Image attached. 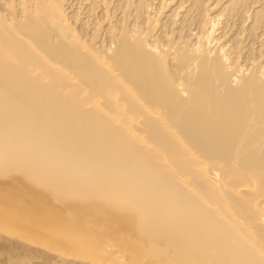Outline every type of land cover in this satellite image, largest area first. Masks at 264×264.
<instances>
[{
  "label": "bare ground",
  "instance_id": "obj_1",
  "mask_svg": "<svg viewBox=\"0 0 264 264\" xmlns=\"http://www.w3.org/2000/svg\"><path fill=\"white\" fill-rule=\"evenodd\" d=\"M8 175L50 198L46 209L117 229L126 264H264V0H0ZM2 216L0 251L22 228ZM64 219L56 229L86 228ZM58 242L43 248L57 254Z\"/></svg>",
  "mask_w": 264,
  "mask_h": 264
},
{
  "label": "rangeland",
  "instance_id": "obj_2",
  "mask_svg": "<svg viewBox=\"0 0 264 264\" xmlns=\"http://www.w3.org/2000/svg\"><path fill=\"white\" fill-rule=\"evenodd\" d=\"M5 170H6V168H5ZM7 171H8V172L3 171V172L5 173V175H6V174H9V169H7ZM48 177L51 178L52 176H48ZM6 178L8 179L9 182H11L10 180H12V183H8V181H7ZM3 179H4L5 181H4ZM3 179H1V180L3 181V182H1V183H3L4 186H1V183H0V192H2V189H4V188H6V189H4V192H2L1 194L5 193L6 191H10V193L13 194V193H15V192L18 190V189H16L17 186H18V187L21 186V188H23L24 190L21 189V188H19L20 191L18 190V191L16 192V194H17V195H21V196H18V197H13L14 195L17 196L16 194H13V196H12V194L8 193V194L12 197V199H11L10 196H9V199H8L9 202L6 201L7 198H6V199H3V197H2L3 201H5V203H4L5 206H4L3 202L1 203V201H0V205L2 204V205L0 206V207H2V208H0V212L3 211V212H2V215H4V216H2V215L0 214V216H2V217L4 218V217L7 215V216L5 217V220H8L9 222H10V220H12V222H10V223H11V224H14V225H16V224H15L16 222L14 223V221H18V222H17V227L19 228V226H22V228L20 227V230H19L20 232L17 234V236H20V237L23 236V237L21 238L22 240L18 237L20 241H17L18 238H17L16 235H13V236H15V237H11L12 235H10V236L7 237V239H6L7 242H10L9 240L14 239V243H13V244L10 243V244L12 245L11 247H9L10 245L7 243V248L1 250V251L5 252L4 254H3V252L0 251V262H1L2 264H6L5 261H7V260H4L5 258H7V259L9 260V262H8V261H7V262L10 263V264H14V263H16L17 260H18V261L21 260V261L23 262V263H22V262H18V261H17L18 264H19V263H20V264H28V263H29V264H33L34 262H35V264H36V261L40 262L41 259L43 260V261L41 260L43 264H44V263H45V264H51V263H52V264H53V263L55 264V261L52 260V259L55 258V257L53 258V255L56 254V252L53 254L52 252L49 253V251H52V249H53L52 246H53L54 244H56V243L58 242V240L62 241V242L59 241L60 244H62V243L64 244L65 241L67 242V239H68V241H70V242H68V243L65 242V244H66V246H67L68 248H66L65 246L63 247V244L61 245L64 249H66L65 252H64V254H63V251H64V250L62 251V254H63V255H60V254H61L60 252H61V250H62V247H61V246H58V247L56 246V247L59 248V249H55L56 251H58V250H60V247H61V250L58 251V253H57V254L60 253L59 255H60L61 258H62V256L65 257V255H66V257H67V256H68L67 253L70 254V252H71L72 250H75V251H76L75 248L81 244V245H83L86 249H84V247H83V248H82V247H77V249L80 248V250H77L78 253H79L82 249L85 250V252L87 253V248H88V249H91V251H88V252H90V253H87L88 255L85 254V252H83L84 256L81 255V257L79 256V254H78L77 252L72 251L73 254L71 253V256H72V257H74L73 255L76 256V258L74 257L72 260L75 259V262H77L78 264H81V263H82V262L80 263V261H82L81 259H83V258H84V260H86V263H87V262L89 263L88 260L91 259V257H90L89 255L92 256L93 253H94L93 255L98 256V258H96L97 260H99V257H102V255L106 257V258H105V257L100 258L101 261H97V263H96V262H95L96 260L94 259L95 257L92 256V257H94V258H92V259L90 260V262H92V263H94V264H101L102 261H104L103 258H105V261H104L105 264H107V263H108V264H126V263L128 262V261L126 260V258H127V254L129 253L128 244L130 243V241H129L130 239L124 237L125 239H128V241H126L125 239H124V240L121 239V238H123V237H121L120 239H119V238H116L117 235H115V234H116V232H117V229H115L114 227H110V230L112 229V232H111L109 229H107L108 231H107V230L105 231L106 228H109V227H107L105 224L102 225V224H99V222H94V221H93V223L95 224V225H94L92 222L90 223V221H89V224H90V225L93 224L94 227H93V225L90 226L88 223L86 224L87 226H84V225L82 226L81 224L86 223V222H82V221H77V220H76V221L78 222V225H79V226H78V225H77V226L79 227V229H81V227H83V228L86 227L85 229H81V230L79 231V236H78V235H77V233H78V229H76V230H77V233H76L75 230H74L73 227H72V225H73V226L76 225L77 222H75V220H73L70 216L67 217V214L64 215V213H62L63 210H61V209H63V208H61L60 210L58 209V207H59L60 205H59L58 207H57L56 205L54 206V207H57V208H54V207L52 208V207H50V208H52L53 210H51V209H46V208H48V207H47V206L45 207L44 205H46V203H48V202L51 201L50 198L48 199V202H47V199L44 200L45 197H43L42 194L40 195V193L36 192L33 188H31V186H29L28 184H26L25 182H23V180L20 179V178H19L20 180L17 179V181L19 180L18 182H16V179L12 178L10 175H8L7 177H4ZM1 180H0V181H1ZM21 180H22V181H21ZM5 182H7V184H8L9 187H8L6 184H4ZM17 183H18V184L20 183V185H18ZM22 183H23L24 185H23ZM10 184H13V186H12V185H11V186L14 187L15 190H14V188L10 187ZM16 184H17V186L15 187ZM27 186H29V187L27 188ZM9 188H12V190H10ZM30 188L32 189L31 191H30ZM28 189H29V190H28ZM25 190H26V192H27V190H28V192L30 193V195H29V193L27 192L28 195H29L30 197H32V196H33V197H32V198H27V194H24V193H26V192H24ZM13 191H14V192H13ZM18 192H19V194H18ZM22 192H23V194H22ZM35 192H36V193H35ZM6 193H7V192H6ZM1 194H0V195H1ZM4 195H5V194H4ZM6 195H7V194H6ZM38 195H39L41 198H39ZM1 196H3V195H1ZM5 197H8V196H4V198H5ZM21 197H22V198H21ZM36 197H38V198H36ZM18 198H21V199H18ZM34 198H35V199H34ZM47 198H48V197H47ZM2 199L0 198V200H2ZM13 199H14V200H13ZM16 199H17V201H16ZM25 199H26V200H25ZM38 199H39V200H38ZM42 199L44 200V202H43ZM19 200H20V201H21V200L24 201V202H23V205H22V203H20ZM27 200H28V201H27ZM41 200H42V202H41L42 205L39 206L38 204L35 203V201H37V203H39V201H41ZM14 201L18 202L20 205L17 203V205H18V206H17V205H16V202H14ZM22 201H21V202H22ZM32 201H34V202H32ZM45 201H46V202H45ZM11 202H12V205L14 204L13 207H11V206H12V205H11ZM24 203H26V206H24ZM30 203H31V204H30ZM28 204H29L30 206H32V207L30 208V207L28 206ZM7 205H8V206H7ZM19 206L22 207V210H23V211H22V215H23V212L27 209V212H26V213H27L28 215H26L25 212H24V215H23V216L20 215L22 218H24L23 221H20L21 219L19 220V217H20V216H19L18 214L21 212V211H20V210H21V209H20L21 207H19ZM36 206H37V207H36ZM42 206H44V207H42ZM61 206H62V205H61ZM61 206H60V207H61ZM4 207H6L7 209L4 208ZM8 207H11V208H8ZM15 207H16V209H15ZM17 207H18V209H17ZM23 207H24V208H23ZM26 207H27V208H26ZM28 207H29V208H28ZM33 207H34V208H33ZM25 208H26V209H25ZM38 208H39L40 210H38ZM11 209H13L12 212H14L15 215L17 214V210H18L19 213L17 214V215H18L17 219L14 217L15 215H14L13 213H11ZM24 209H25V210H24ZM28 209H29V210H28ZM54 209H55V210H54ZM56 209H58V210H56ZM9 210H10V213H9ZM30 210H31V211H30ZM34 210H35L36 212H34ZM47 210H48V211L50 210V211H49L50 213H48ZM4 211H6V212H4ZM28 211H29V212H28ZM45 211H46V213H45ZM60 211H62V212H60ZM32 212L35 213L34 216H35V218H37L36 220H38V222L35 220V218H34ZM38 212H39V213H38ZM42 212H43V213H42ZM4 213H5V214H4ZM7 213H8V214H7ZM29 213L32 214V215L30 214L32 217L29 216ZM37 214H38V215H37ZM40 214H42V216H41ZM43 214H44V215H43ZM45 214H46V215H45ZM50 214H51V216H52V215H54V216L50 217ZM17 215H16V216H17ZM9 216H11V217H9ZM7 217H8V218H7ZM25 217H26V219H27L26 221H25ZM39 217H40V218H39ZM46 217H47V218H46ZM64 217L67 218V221L70 220L69 222H70V225H71V227H72V230H74V232L76 233L77 236H76L75 234H71L72 237L67 236V235H70L69 233H72V232H73L72 230H70V228L68 229V227H67V229H66V228H59V227H61V226L59 225L60 222L62 223V221H65V220H66V219H64ZM6 218H7V219H6ZM9 218H10V219H9ZM28 218H29L30 220H29ZM33 218H34V220H33ZM48 218H49V219H48ZM50 218H51V219H50ZM68 218H69V219H68ZM70 218H71V219H70ZM14 219H15V220H14ZM31 219H32V220H31ZM40 219H41V220H40ZM42 219H43V220L45 219V220H44L45 223H44V222L40 223L41 221H43ZM53 219H55L56 221H54ZM59 219H62V220L60 221ZM58 220H59L60 222H58ZM71 220H72V224H71ZM35 221H36L37 223H35ZM49 221H50V222H49ZM51 221H53V222H51ZM67 221H66V223H67ZM91 221H92V220H91ZM19 222H20V223H19ZM24 222H25V223H24ZM27 222H28V223H27ZM30 222H32V223H31L32 225L29 224ZM47 222H48V223H47ZM69 222H68V225H67V226L70 227ZM26 223H27V225H28V224H29V225H28V226H25ZM33 223H34L35 227H34ZM38 223H40V225H38ZM52 223H53V224H56V225L54 226ZM57 223H58V224H57ZM80 223H81V224H80ZM24 224H25V225H24ZM47 224L50 225L51 227H48ZM62 224H63V223H62ZM64 224H65V223H64ZM36 225H37V226H36ZM42 225H43V226H42ZM57 225H59V227H57L58 231H57V229H56V226H57ZM99 225H101V228H100ZM40 226H41L42 228H40ZM45 226H47L46 229H45ZM88 226H90V228L92 227V228H93V231H96V229H94V228H98V229H97L98 232L96 231L97 234L95 233V234L97 235V238L94 237V236H96V235L93 233V231H91L92 228H91L90 231H88V230L90 229ZM104 226H105V227H104ZM24 227H25V229H24ZM27 227H28V228H27ZM32 227L35 228V229L33 228V231H32V229H31ZM36 227H38L39 229H41V232H42V231H43V232H46V233L48 232V234H50V236H51V234H53V236H51V239H49L50 236H49L48 238H47V237H44V238H47V242L45 241L46 239L44 240V238H43V240H44L45 243L42 242L43 240H42V241L40 240L41 237H43V235L48 236V234H45V233H43V232L40 233V232H39L40 230H39L38 228H37L38 230H36ZM43 227H44V228H43ZM53 227H55V229H56L55 232H54ZM75 227H76V226H75ZM48 228H49V230H48ZM88 228H89V229H88ZM103 228H105V229H103ZM26 229H27V230H26ZM28 229H29V230H28ZM44 229H45V231H44ZM62 229H63V230H62ZM65 229H66V230H65ZM86 229H88L87 232L90 234V235H89V238L92 239V240H91V243H92V241H93V243H92L93 245H92V246L87 245V246H89L90 248H89V247H86V242L90 241L88 237L85 238V236H88V235H87L88 233L86 234ZM17 230H18V229H17ZM25 230H26V231H25ZM35 230H36V231H35ZM51 230H52V233H51ZM67 230H70L71 232H68ZM83 230L85 231L84 234H83ZM99 230H100V231L102 230V232H103V234L99 235L100 237H98V233L100 232ZM27 231H28V232H27ZM37 231H38V235H41V234H43V235H42V236H38V235L36 234ZM56 231L58 232V233H57L58 236L54 234V233H56ZM63 231H64L66 234L63 233ZM104 231H105V232H104ZM114 231H115V232H114ZM33 232H34L35 234H34ZM53 232H54V233H53ZM67 232H68V233H67ZM74 232H73V233H74ZM102 232H100V233H102ZM109 232H110V233H109ZM113 232H114L115 234H114ZM24 233H26V234L28 233V234H30V235H35V237L32 236V237H33V238H32V237L29 235V236L27 237V239H29V241H28V240L26 239V236H27V235H25ZM60 233H61V236H62V237L59 236ZM92 233H93V234H92ZM111 233H113V235H111ZM108 234H109V235H108ZM36 235H37V236H36ZM74 235H75V236H74ZM93 235H94V236H93ZM102 235H104V237H102ZM54 236L57 237V238H55ZM73 236H74V237H73ZM82 236H83V238H82ZM92 236H93V237H92ZM108 236H111V237L113 238L112 241L114 240V238H116V240H115L114 242H112V241H108V240H111L110 238H108V240H106ZM115 236H116V237H115ZM37 237H39L38 240H39L40 242H39V241H35V239H36ZM58 237H59L60 239H58ZM75 237H77V238H78V237H79V238L81 237L80 239L83 240V241L79 240V241H80V244H78V243H79V241H78L79 238H78L77 240H75ZM84 238H85V239H84ZM99 238L103 241L104 244H106V243L109 242L110 244L108 243L107 245H110L111 247H110V246H106V245L103 246V244L98 246V244H101V243H100L101 240L99 241ZM103 238H105V240L108 241V242H104L105 240H104ZM15 239H16V240H15ZM30 239H31V240H30ZM33 239H34L35 242L33 241ZM56 239H58V240H56ZM97 239H98V240H97ZM117 239H118L119 241H118ZM26 240H27V241H26ZM36 240H37V239H36ZM48 240H49V243H48ZM50 240H51V242H52L53 240H56V241H53V242H55V243L52 244V243H50ZM84 240H86V241H84ZM94 240H95V241H94ZM25 241H26V243H24ZM32 241H33V242H32ZM75 241L78 242L77 245H76V247H75V244H76ZM98 241H99V242H98ZM11 242H12V240H11ZM21 242H22V243H21ZM27 242H28V244H27ZM38 242L41 243V244H39ZM59 242H58V243H59ZM81 242H82L83 244H82ZM95 242L97 243V246L94 245ZM111 242H112V243H111ZM127 242H128V243H127ZM16 243H17V244H16ZM43 243H44V244L47 243V245L44 246ZM88 243L91 245L90 242H88ZM113 243L116 244L114 248L118 247V248H116L117 255H118L119 252H120V251H118V250H123V253H127V254H123L122 252H120V255H121V258H122V259H121L122 262H120V257H119V256H118L119 258H118V257H117V258L115 257V255H116L115 252H116V251H115V249L113 248V246H114ZM120 243H121V244H120ZM21 244H22V245H21ZM26 244H27V245H26ZM29 244H30L31 246H30ZM37 244H39L38 246H40V245L43 244L42 247L40 246V247L42 248L43 251H41V248L39 247V248H40V253L42 252V255H43L41 259H40V255H41V254H39L38 251H35V250L39 249L38 246H37V248H36V245H37ZM48 244H52V246L49 245V246L52 247V249H51V248H50V249H47V250H49L48 253H47V250H46L45 248H49ZM60 244H58V245H60ZM65 244H64V245H65ZM67 244H69V245H67ZM118 244H119V245H118ZM28 245H29V246H28ZM56 245H57V244H56ZM117 245H118V246H117ZM120 245H122L121 249H120ZM13 246H14V247H13ZM26 246H27V247H26ZM47 246H48V247H47ZM94 246H95V247H94ZM8 247H9V248H8ZM15 247H17V248H15ZM22 247H25L27 250H28V248L31 249L30 247H33L32 249H33V250L35 249V250H34L35 253L37 252V253H36L37 259L34 258L35 256H33V255H34L35 253H34V254L32 253V249H31V255H32V256H30V250H28L29 254H27V255H29V256H26V252H27V250H26V252H25V251L22 252L23 255H20L21 252L18 251V250L23 251V250H22ZM43 247H45V248H43ZM54 247H55V246H54ZM56 247H55V248H56ZM69 247H70V249H69ZM104 247H105L106 249H105ZM107 247H108V249L112 248V250H114V251L112 252V250H108ZM109 247H110V248H109ZM123 247H124V248L126 247L128 252H127L126 250H124ZM12 248H13V251L11 250ZM14 248H15L17 251H15ZM25 248H23V249H25ZM81 248H82V249H81ZM126 248H125V249H126ZM67 249H68L69 251H67ZM101 249H103V251L106 250V254H108V253H110V254H108V255H106V254H102L103 251H102ZM4 250H5V251H4ZM9 250H10V251H9ZM44 250L46 251L45 253H43ZM55 250H54V251H55ZM66 251H67V252H66ZM107 251H109V252H107ZM124 251H126V252H124ZM8 252H12V253H14L15 256H16V254H18V255L16 256V259H14V258L12 257V253L9 254ZM6 253H7L8 255H7ZM15 253H16V254H15ZM22 253H21V254H22ZM74 253H75V254H74ZM76 253H77V254H76ZM81 253H82V251H81ZM2 254H3V255H2ZM24 254H25V255H24ZM37 254H38L39 256H38ZM57 254L55 255V256H56V259H58V255H57ZM5 255H6V256H5ZM14 255H13V256H14ZM44 255H45V256H48V257H46L47 259L44 257ZM77 255L79 256V258H77V257H78ZM109 255L112 256V259H111V257H110ZM128 255H129V254H128ZM15 256H14V257H15ZM25 256H26V257H25ZM50 256H51L52 259H50ZM71 256H68L67 258H66V257H65V258L71 261V262L69 261L70 264H71V263H72V264H73V263L75 264V262H72V260L69 259V257L72 258ZM82 256H83V257H82ZM85 256H89L90 259L86 257V258L88 259V260H87V259L85 258ZM4 257H5V258H4ZM29 257H30V258H29ZM43 257H44V258H43ZM11 258H13L14 260L11 259ZM27 258H28V260H31V259H32V260H31L32 262H33L34 259H35L36 261H34L33 263H32V262L30 263V261H29L28 263H26V262L28 261ZM38 258H39L40 260H38ZM61 258H60V260H61ZM65 258L61 260L62 262H64V264H65V260H66ZM115 258H116V260H117L119 263H116L117 261L115 260ZM23 259H25V261H24ZM76 259H77V261H76ZM79 259H80V261H79ZM93 259H94V260H93ZM127 259L129 260V256H128ZM47 260H49V261H47ZM50 260H52V262H51ZM68 260H66L67 263H69ZM84 260H83V263L85 264ZM107 260H108V262H107ZM109 260H110V261H109ZM124 260H125V262H124ZM14 261H15V262H14ZM53 261H54V262H53ZM58 261H59V260H58ZM78 261H79V262H78ZM4 262H5V263H4ZM48 262H49V263H48ZM1 263H0V264H1ZM17 263H16V264H17ZM42 263H41V264H42ZM59 263H61V262L59 261ZM59 263L56 262V264H59ZM67 263H66V264H67ZM88 263H87V264H88ZM92 263H91V264H92ZM37 264H40V263H37ZM62 264H63V263H62ZM89 264H90V263H89ZM103 264H104V263H103Z\"/></svg>",
  "mask_w": 264,
  "mask_h": 264
}]
</instances>
